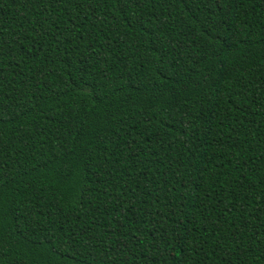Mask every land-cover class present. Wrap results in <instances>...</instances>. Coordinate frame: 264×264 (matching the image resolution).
<instances>
[{"label": "trees", "instance_id": "obj_1", "mask_svg": "<svg viewBox=\"0 0 264 264\" xmlns=\"http://www.w3.org/2000/svg\"><path fill=\"white\" fill-rule=\"evenodd\" d=\"M0 264H264V0H0Z\"/></svg>", "mask_w": 264, "mask_h": 264}]
</instances>
